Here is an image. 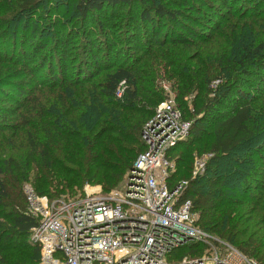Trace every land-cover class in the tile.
<instances>
[{
  "label": "trees",
  "instance_id": "16d2710c",
  "mask_svg": "<svg viewBox=\"0 0 264 264\" xmlns=\"http://www.w3.org/2000/svg\"><path fill=\"white\" fill-rule=\"evenodd\" d=\"M49 1L0 0V264L39 259L18 189L31 174L36 193L55 198L85 184L109 191L126 175L166 97L151 76L162 62L191 121L169 152L174 179L189 181L184 199L201 228L264 264V0H75L70 26L44 16ZM96 13L104 21L87 35L80 21ZM109 18L125 21L140 54L123 53ZM197 153L212 157L192 178Z\"/></svg>",
  "mask_w": 264,
  "mask_h": 264
},
{
  "label": "built area",
  "instance_id": "2783aa9c",
  "mask_svg": "<svg viewBox=\"0 0 264 264\" xmlns=\"http://www.w3.org/2000/svg\"><path fill=\"white\" fill-rule=\"evenodd\" d=\"M166 97L141 132L144 150L120 190L54 199L24 186L26 214L36 219L29 239L39 247L36 264H259L198 224L199 212L184 199L188 180L174 179L169 152L189 133L167 81ZM125 83L116 94L121 97ZM211 153L195 155L192 178L202 175ZM186 246L185 251L180 252Z\"/></svg>",
  "mask_w": 264,
  "mask_h": 264
},
{
  "label": "rangeland",
  "instance_id": "374dc122",
  "mask_svg": "<svg viewBox=\"0 0 264 264\" xmlns=\"http://www.w3.org/2000/svg\"><path fill=\"white\" fill-rule=\"evenodd\" d=\"M74 2H75V0H63V3L62 4H56V2L53 0V1H49V2H47L46 3V5H45V2L43 3V7H42V12L44 13V16H46V15H51V17L54 19H58V21H59V23H63L64 25H66V26H70V22L69 21H76L77 22V20H79V18H77V17H73V15H74V11H73V7H74ZM53 3H54V12H53V14H51V11H49L50 10V8L53 6ZM54 16H56V17H54ZM96 20L97 21H99V20H101V21H104V17L102 16V15H99L98 13H96L94 16H90V19L89 20H87V22L86 23H83V22H81L80 21V25L79 26H82L83 28H85L84 29V32H85V34H87L88 35V32L87 31H85V30H87L88 28H90V27H95V22H96ZM121 20V19H120ZM108 25H110V24H113L115 27H114V29H110V32H111V34L113 35L114 33H115V35H117V38L118 39H122V45L120 46V48L122 49V51L125 49L126 50V52H128L129 54H140V53H138L137 51H138V48H140V47H137L136 48V43H134L135 41L134 40H131V41H128V43H126V41H124V39H126V33H125V29H124V22L125 21H123V20H121V21H118V19H114L113 21H112V19L111 18H109L108 20ZM76 27V26H75ZM75 29V28H74ZM131 31H134L132 28L130 29V32ZM97 32H98V37L99 38H101V35H100V32L98 31V29H97ZM144 34L142 33V32H140V35H139V41H140V43L142 42L143 43V41H142V37H144L143 36ZM84 36V35H83ZM90 37L92 36V35H89ZM114 37V36H113ZM92 38V37H91ZM79 41H78V44L79 45H77L78 47H76V48H74V50H73V54H75V56L76 57H78V56H83V48H82V46H81V43H80V40H81V37H79V39H78ZM106 42H107V40H106ZM123 53L125 54V51H123ZM123 53H121L120 55H119V57H120V59L122 58V54ZM185 53L187 54V55H192L193 54V48H191V49H186L185 50ZM164 64H163V62H162V64H160V65H156L155 64V66H152L151 67V69H152V71H151V73H152V77L154 76L155 78H154V83H155V85L157 86V87H159V83L161 82V81H168L166 78H167V74H166V71H165V69H164ZM0 67H2V65H0ZM148 68V67H147ZM214 84V83H213ZM161 92H162V90H161ZM165 94V93H164ZM192 96H190V97H188V100H190V98H191ZM189 110L190 111H192L193 109H192V106H191V103L189 102ZM6 134H8V133H6ZM186 139V138H185ZM184 139V140H185ZM202 154H204V153H197V154H195V155H202ZM194 155V156H195ZM193 159H194V157H193ZM191 170H193V161H192V169ZM199 176V175H198ZM191 177H192V174H191ZM197 177V176H196ZM33 176H32V174H31V176H30V178H29V180L27 181V182H23V183H21L20 184V186H19V188L18 189H20V192H21V195H22V198L24 199V203H25V194H24V186L25 185H30L32 188H33V190L35 191V187H34V184H33ZM124 178H125V176L121 179V181L116 185V186H114L113 188H111L109 191H111V190H120L121 189V187H122V185H123V182H124ZM195 178V177H194ZM8 180H9V182L11 183L12 182V180H11V177H9L8 178ZM87 185H89V186H91V187H99L100 188V192L101 193H103V194H105V193H107V192H109V191H104L103 189H102V186L101 185H99V184H85L81 189H74L72 192L71 191H69V190H65L63 193H61L62 195H68V196H76V195H80V194H83L84 193V189H85V187L87 186ZM11 192L13 193V195L17 192V188H13L12 190H11ZM36 192V191H35ZM46 195V194H45ZM59 195V194H58ZM48 198H55V197H53V196H48V195H46ZM57 197V196H56ZM19 199H16L15 201H18ZM222 239V238H221ZM224 240V239H223ZM234 246V245H233ZM183 251H185V249L183 250V249H181L180 250V252H183Z\"/></svg>",
  "mask_w": 264,
  "mask_h": 264
}]
</instances>
